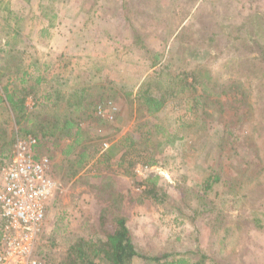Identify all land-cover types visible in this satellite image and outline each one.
<instances>
[{
  "label": "rangeland",
  "instance_id": "374dc122",
  "mask_svg": "<svg viewBox=\"0 0 264 264\" xmlns=\"http://www.w3.org/2000/svg\"><path fill=\"white\" fill-rule=\"evenodd\" d=\"M11 24L20 38L10 34ZM43 28L48 32L41 34ZM1 35L14 50L10 58V47L0 43V96L11 75L26 70L27 83L19 90L34 85L26 101L33 119L42 105L51 123L58 117L44 99L53 92L51 86L62 95L85 87L93 97L87 109L91 116L80 113L77 120L85 140L91 139L84 147L96 143L98 150L74 178L66 174L84 144L67 158L63 151L75 137L27 134L34 121L18 125L7 105L0 104V155L33 136L36 152L50 158L51 175L61 184L48 202L36 246L42 264H65L67 250L79 238L104 240L102 216L111 210L127 216L134 244L145 253L174 250L179 255L173 259L187 252L192 258L207 247L221 264H264V219L260 229L248 216L252 210L264 212V166L253 165L248 149V142L261 146L264 155V0H0ZM194 44L209 46L211 54L206 59L200 55L192 65L186 49ZM192 71L200 76L196 92L170 99L154 116L145 114L139 91L178 89L175 75ZM39 76L47 80L41 86L36 85ZM102 94L109 101L103 103ZM194 96L202 98L198 114L188 110ZM144 121L164 129L148 146ZM128 135L158 160L149 169L137 163L131 177L118 165L119 143ZM108 153L112 160L104 164L101 159ZM214 169L223 175L208 196L207 209L221 211L223 224H234L220 242L208 238L211 215L195 218L191 211L194 206L205 209L202 183ZM150 174L158 177L163 205L143 193L140 182ZM237 174L243 177L237 180ZM243 194L251 197L246 207Z\"/></svg>",
  "mask_w": 264,
  "mask_h": 264
},
{
  "label": "trees",
  "instance_id": "16d2710c",
  "mask_svg": "<svg viewBox=\"0 0 264 264\" xmlns=\"http://www.w3.org/2000/svg\"><path fill=\"white\" fill-rule=\"evenodd\" d=\"M124 6H127V4H124ZM9 14L14 15L15 13L10 12ZM18 19L19 18H15L14 20L18 22ZM45 32H48L47 28H43L41 30V34ZM6 33L9 32L7 31ZM10 34L17 38H20L21 36L20 30L12 26V24ZM212 35L213 36L209 38V41L214 40V34ZM4 37L7 36H0V43L4 41L3 46L10 47L9 54L11 53L10 58H12V52L14 48L11 47L10 40ZM198 50L202 51V53H200ZM208 50L209 46H207L206 48H202L201 45L196 44L186 49V51L189 53L188 55L190 56V59L192 60V65L196 63L197 58H199L200 55H202L204 59L209 58V54L211 53ZM155 58H157V56H155ZM15 73L16 74L11 75V80H8V84L3 87L2 96H0V104L7 105L8 109L10 110V114H12L11 117L16 118V121H14L18 122V125L27 122L32 123L34 121V128L26 130L27 134L30 133L38 136L39 133H42L44 137H55L58 139H61L63 137H75L73 145L69 146L67 150L63 151V155H65L67 158L73 154L77 146H79L80 144H84L82 147L83 151L79 152L78 156H76V159L72 164L73 166L66 174V176L69 178L76 177L80 173L81 169L84 168L85 164L94 158L98 150L96 143H94L91 147H84L89 141H91V139L85 140L87 136L79 126V121L77 120V117L78 115H80V113H84V116H91L88 113L87 109H89L91 106L88 101H92L93 97L87 94V88L85 87H74L73 89L69 90L68 94L62 95L61 90L55 88V85L51 86V88H53V92L48 91L44 96V99L45 101H50L49 109L51 113L53 112L54 108H56V112L58 113H55V115L58 117H52L53 123H51V115L46 111L45 106L42 105V112H40V114H37L33 119L32 114L30 115V112L26 108V101L28 96L33 94L34 85L26 86V88L19 90L21 86L27 83L26 78L29 77V74L26 70L22 69L16 71ZM190 77H192L193 79H189ZM175 78L178 79L176 81V86L178 87V89L168 87L166 91L153 92L151 88H147L145 91H139L137 98L139 99V101H141V105L148 117L149 115L154 116L157 113L161 112L162 109L166 107L168 101L170 99H177L179 94L186 95L191 90L193 92L197 91L196 84L199 85L200 76L197 75L194 71H192L191 74L182 73L181 78L180 74L175 75ZM210 80H214V78ZM16 81L19 83V87H16ZM46 81V78H42V76H39L37 78L36 85L41 86V84ZM212 84V88H214V81H212ZM237 84H239L238 80ZM218 85L222 86L221 83H219ZM177 90L179 91V93L177 92ZM206 95L211 96L209 92ZM97 97L99 98V95ZM53 99H56V102ZM106 99L107 98L105 95L102 99L100 97V100L103 101V103L109 101L108 99ZM109 99H111V97ZM201 99L199 96L190 98V100L193 101V106L191 105V102H189L188 110L190 112L198 114L199 107L202 103ZM65 105L67 106L65 107ZM95 105L97 106L98 104ZM96 106L93 109L94 111L96 110ZM0 107L2 108L1 105ZM144 124L149 127L150 122L144 121ZM3 131L4 133H6L7 128H4ZM163 133L164 129H161L159 124H155L152 127L150 126L146 135L143 134L145 137H147L145 140L146 145L148 146L149 143H152L154 141L156 142L160 137L163 136ZM157 134L158 136L156 137L158 138L157 140H155L156 137H154V135ZM159 134H161L162 136H159ZM189 142L190 140H187V143ZM119 146L121 148V151L123 152L118 165L121 169H123V173L126 176L131 177L134 175L133 167H135L137 163L145 166H152L158 162L157 158L151 155L152 150H150V148L143 144H139V142L136 140L135 135H128L127 137L121 139ZM261 148V146H255V144H251L250 142H248V149L250 150V154L253 153L252 163L257 167L260 166V169H262V166H264V155L261 156ZM9 149L6 151V155L2 153L0 157H4L3 159L8 158L11 155L10 153L12 152V150ZM110 155V153L105 154L104 158L101 159L103 160L102 162L104 164L112 160V156ZM2 158L0 160H3ZM222 175V172L215 169L214 172L212 171L210 174H207V176L203 180L204 182L202 183L203 194L200 197V200H202L201 205L205 209L201 210L199 206H194L191 210L195 218L196 215H211L207 226L212 234H210L208 238L212 239V237H214L215 242H220V240L225 238L226 236H223V234L226 233L227 235L228 233H231L232 227L234 225L231 223L223 224L225 220L221 219V217H223V213L221 211H218L214 214V207L207 209V200L209 199L208 196L215 190V185L221 182ZM237 175V180L243 177L242 174ZM140 184H142L143 186L145 185V190L143 193H145L146 197H152V199H154L159 205L164 204L165 200L163 199L161 188L158 187L157 176L153 177L152 174H150L146 178H142ZM262 185L264 184L261 183L260 186ZM214 194H217V192H214ZM198 196L199 192L197 193V197ZM243 199L244 201H242V206L246 207L249 203L251 204V202H249V200H251L249 194H243ZM186 206H189V204H187ZM168 212L172 213L173 210H170ZM105 216L107 217L102 216L101 221L103 224L102 231L105 234L104 240L101 238H95V236H91L88 240H86L85 238H79L78 240H75L67 250L68 253L65 264H221V262L217 258L219 257L218 254L215 251L209 252L210 250L207 247L200 248L197 255H193L192 258L190 257V255H192V252H187L188 256L186 254H180V258L173 259V257L179 255L176 254L174 250L172 252L160 254L145 253L144 251H141L139 248H137V246L134 244L133 236L128 225L127 216L120 214L119 210H111ZM248 216L250 218L254 217L256 227H260L264 219V212L252 210V212H250ZM195 218H193V220H195ZM110 219L113 222L111 228L108 227ZM261 228L262 227H260V229ZM197 242L199 243L200 240H197ZM194 256L200 257V259H194Z\"/></svg>",
  "mask_w": 264,
  "mask_h": 264
},
{
  "label": "built area",
  "instance_id": "2783aa9c",
  "mask_svg": "<svg viewBox=\"0 0 264 264\" xmlns=\"http://www.w3.org/2000/svg\"><path fill=\"white\" fill-rule=\"evenodd\" d=\"M37 148V139L26 136L0 160V264H42L36 246L48 202L61 184L51 175L50 158Z\"/></svg>",
  "mask_w": 264,
  "mask_h": 264
}]
</instances>
